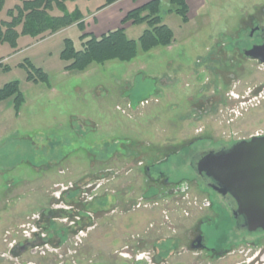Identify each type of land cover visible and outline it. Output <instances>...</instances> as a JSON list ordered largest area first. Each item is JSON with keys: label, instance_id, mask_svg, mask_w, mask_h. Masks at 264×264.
Segmentation results:
<instances>
[{"label": "rangeland", "instance_id": "374dc122", "mask_svg": "<svg viewBox=\"0 0 264 264\" xmlns=\"http://www.w3.org/2000/svg\"><path fill=\"white\" fill-rule=\"evenodd\" d=\"M17 1L6 0L0 17ZM103 2L65 5L86 16ZM188 3L183 23L163 0L173 42L138 47L129 62L64 70L63 39L80 46L75 25L22 37L16 51L0 44V88L17 81L25 97L17 119L12 98L0 100V197L7 182L15 189L4 202L11 210L0 226V264H212L189 242L209 222L212 244L220 230L231 236L234 219L193 165L209 150L264 134V67L248 65L233 79L225 71L230 57L252 63L230 56L231 38L255 23L264 28V0ZM146 27L131 25L126 36ZM26 59L46 70L51 89L27 81Z\"/></svg>", "mask_w": 264, "mask_h": 264}, {"label": "trees", "instance_id": "16d2710c", "mask_svg": "<svg viewBox=\"0 0 264 264\" xmlns=\"http://www.w3.org/2000/svg\"><path fill=\"white\" fill-rule=\"evenodd\" d=\"M66 1L68 0H18L17 4L7 10L8 19H0V44L8 43L10 47L15 48L20 35L42 38L46 34L51 35L75 25L81 31L78 37L80 46L76 48L71 39L64 38L59 58L66 63L64 70L84 71L91 63L101 64L108 60L129 62L136 57L138 47L147 52L155 47L168 46L174 40L172 30L163 22L160 15L163 0H150L129 10L122 18V25L126 23L147 25L137 39L128 38L123 27L107 31L100 36L86 32L83 14L77 8L68 12ZM116 1L118 0H104L97 10ZM167 1L170 7L166 12L177 14L181 21L186 23L188 21L186 0ZM4 2L5 0H0V12ZM53 9L59 10L61 14L51 15ZM21 66L27 71L28 81L49 85L48 76L41 68L35 67L27 59ZM6 98H12L14 111L18 112L24 98L17 81L5 83L0 88V100Z\"/></svg>", "mask_w": 264, "mask_h": 264}, {"label": "flooded vegetation", "instance_id": "af4514ba", "mask_svg": "<svg viewBox=\"0 0 264 264\" xmlns=\"http://www.w3.org/2000/svg\"><path fill=\"white\" fill-rule=\"evenodd\" d=\"M249 28V31L245 33V35H242V37L237 38L235 36L231 38L232 47L229 49V54L230 56H233L236 51H238L246 61H251L252 63H243L244 61L241 63L239 59L235 60L234 57L233 59L230 57L229 59L231 62L226 65L228 67H226L225 70L228 72L229 79H233L234 74L239 77L240 74L245 71L244 68L248 65L250 67H264V28L259 23H255ZM253 135L262 136L264 134ZM234 143L229 146L220 147L219 149H212L207 152H219L222 150H227ZM206 153L198 155L197 160L194 162L193 168H196L198 160ZM199 176L212 191H214L216 194H219L221 201L233 216L234 223L231 225H226L231 229V236L228 237L225 234L227 232L226 229L220 230L224 233L215 244H212L207 236V231L210 230V227H212L211 222L203 224L202 227H198L199 232L196 233L194 239H191L189 242V248L193 249L198 257L201 259L203 258V260H208V263L212 264H264V230H248L243 225L242 214L239 212L238 205L232 194L229 192L226 194H221L217 190V188L220 187L213 179L206 177L203 173ZM210 207H212V204ZM210 212L211 215H213L211 209ZM211 220L212 216L210 221ZM37 231L38 230L36 228L32 230L33 233ZM231 237L233 238L228 239ZM239 237L242 239H239L238 241L237 239ZM15 243L16 242L14 241L11 248L14 247Z\"/></svg>", "mask_w": 264, "mask_h": 264}, {"label": "water", "instance_id": "95a60500", "mask_svg": "<svg viewBox=\"0 0 264 264\" xmlns=\"http://www.w3.org/2000/svg\"><path fill=\"white\" fill-rule=\"evenodd\" d=\"M196 171L213 179L221 194H232L248 230H264V135L206 153L198 160Z\"/></svg>", "mask_w": 264, "mask_h": 264}, {"label": "crops", "instance_id": "0c3cea01", "mask_svg": "<svg viewBox=\"0 0 264 264\" xmlns=\"http://www.w3.org/2000/svg\"><path fill=\"white\" fill-rule=\"evenodd\" d=\"M6 1V0H5ZM148 1H150V0H136V1H133V0H118V1H116V2H114V3H112V4H110L109 6H106V7H104V8H102V9H99V10H97V7H96V11L94 12V13H90L89 12V14H86V16H84V14H83V20H86V19H88V16H90L91 15V17H93V19H91L90 21H92V23H89V25L87 26L86 24L87 23H85L84 25H85V31L86 32H90V33H92V34H94L95 36H100L101 34H103V33H105V32H107V31H111V30H114V29H117V28H119V27H123L124 28V31L128 28V27H130L132 24H130V23H126V24H124V25H122V26H120V22H121V20H122V18L125 16V14L129 11V10H131V9H133V8H135V7H137V6H140V5H142V4H144V3H146V2H148ZM18 3V1L15 3V4H17ZM104 3V2H103ZM102 3V4H103ZM4 4H5V2H4ZM14 4V5H15ZM101 4V5H102ZM186 4H187V6H188V12H189V3H188V0H186ZM13 5V6H14ZM12 6V7H13ZM100 6V5H99ZM98 6V7H99ZM11 7V8H12ZM8 10V9H7ZM53 11V10H52ZM52 11L50 12V14L51 15H54V16H58V15H60L61 14V12L59 11V14H57V15H55V14H53L52 13ZM0 14H1V12H0ZM0 19H2V20H7L8 19V17L6 16V18L4 19V18H1L0 17ZM100 19V23L99 24H97V20H99ZM94 20V21H93ZM189 17H188V21L186 22V23H188L189 22ZM164 22V21H163ZM96 24V25H95ZM72 26H74V25H71V26H69V27H72ZM69 27H67V28H64V29H62V30H65V29H68ZM145 29V28H144ZM143 29V30H144ZM142 30V31H143ZM126 34V33H125ZM47 35V34H46ZM46 35H44V36H46ZM52 35V34H51ZM48 36H50V35H48ZM22 37H26V36H22V35H20L19 37H18V39H17V44H18V40L20 39V38H22ZM63 46V45H62ZM62 49V48H61ZM14 51H16V48H15V50ZM61 51V50H60ZM14 54V53H13ZM59 54H60V52H59ZM12 54L11 53H7L6 54V57H5V59H7L8 57H10ZM2 58V55H0V61H5L4 59H1ZM33 64V63H32ZM34 66H35V64H33ZM36 67V66H35ZM41 67V69L45 72L46 70L45 69H43L42 68V66H40ZM39 67V68H40ZM28 81V80H27ZM49 81V80H48ZM32 82V81H31ZM50 89L52 88L51 87V85H50V82H49V85H47ZM21 91V90H20ZM22 92V91H21ZM23 94V93H22ZM23 98H24V102L21 104V106H20V109L18 110V112H16L15 113V111H14V114H13V116H14V118L15 119H17L19 116H20V113H21V108H22V106H23V104L25 103V97H24V95H23ZM3 124H2V126H3V128L4 129H6L7 127H8V122H6L4 119H3ZM2 128V129H3ZM17 184H18V182H17ZM11 185V186H10ZM14 186V182H11V183H6L5 185H4V187H5V190H6V194H5V197H0V200H2V199H4V201L3 202H1L0 201V226H4V225H1L3 222H6V220L4 219V217L3 216H6L7 215V213H9V210H11L7 205H4V202H5V200L6 199H8L9 198V193H13L14 191H15V189L13 190H10L9 191V188L10 187H13ZM3 187V188H4ZM17 188L19 187V186H16ZM18 195H16V197H13L12 199H14V200H19V198L20 197H17ZM13 210H15V212L17 213V212H19V207L16 205L15 206V208L13 209ZM1 228V227H0Z\"/></svg>", "mask_w": 264, "mask_h": 264}, {"label": "built area", "instance_id": "2783aa9c", "mask_svg": "<svg viewBox=\"0 0 264 264\" xmlns=\"http://www.w3.org/2000/svg\"><path fill=\"white\" fill-rule=\"evenodd\" d=\"M13 243H14V241L10 242V243L8 244V246L11 247V246L13 245Z\"/></svg>", "mask_w": 264, "mask_h": 264}]
</instances>
